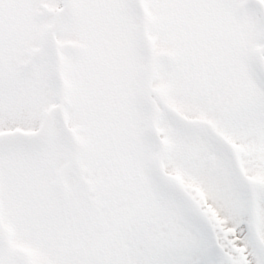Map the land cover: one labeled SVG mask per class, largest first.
Segmentation results:
<instances>
[{
    "label": "snow or ice",
    "instance_id": "6c2138e0",
    "mask_svg": "<svg viewBox=\"0 0 264 264\" xmlns=\"http://www.w3.org/2000/svg\"><path fill=\"white\" fill-rule=\"evenodd\" d=\"M0 264H264V0H0Z\"/></svg>",
    "mask_w": 264,
    "mask_h": 264
}]
</instances>
